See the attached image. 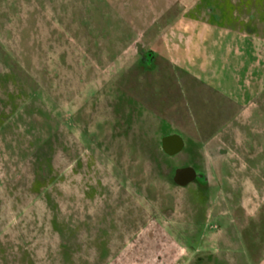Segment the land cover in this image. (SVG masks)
Instances as JSON below:
<instances>
[{
  "label": "rangeland",
  "instance_id": "rangeland-1",
  "mask_svg": "<svg viewBox=\"0 0 264 264\" xmlns=\"http://www.w3.org/2000/svg\"><path fill=\"white\" fill-rule=\"evenodd\" d=\"M248 11L247 0H0V264H252L237 239L194 236L211 198L173 182L177 168H202L236 116L217 114L211 91L194 97L185 77L137 67L135 53L159 45L166 60L185 42L200 60L216 20L226 49L243 52ZM252 44L261 80L264 44ZM258 121L261 131L241 129L240 168L232 150L225 158L233 202L264 191ZM172 134L185 146L169 157L160 141Z\"/></svg>",
  "mask_w": 264,
  "mask_h": 264
},
{
  "label": "crops",
  "instance_id": "crops-1",
  "mask_svg": "<svg viewBox=\"0 0 264 264\" xmlns=\"http://www.w3.org/2000/svg\"><path fill=\"white\" fill-rule=\"evenodd\" d=\"M247 3L248 13H253L250 14L247 20L246 29L242 31L243 35L251 42V44H248V48L241 52L239 45L231 42V49H226L227 45L225 47L223 42L220 41L223 38H219V32H217L224 28L219 26V28H213V31L201 40L198 54L200 61H203L201 70L203 71L202 74L206 76L204 80L209 87L208 91L219 94V100L222 104H219V114H233L237 117L223 129V132L236 131L238 133L236 144L233 147L231 145L232 157L233 155L237 157V148L243 146L244 141L239 138L241 137V129L246 127L251 133L253 130L254 132L261 131V124L259 125L258 120H264V106L261 105L264 104V85L256 87L258 81L264 83V79L259 80L261 76H257L254 73L255 71L254 74L249 71L253 57H255L253 52L257 50L252 41L254 42V39H257L264 44V0H247ZM233 18H237L236 21L239 22L238 17ZM195 39V36H193L190 45L195 43ZM259 46L263 47L264 45ZM239 54H242L241 57H238ZM235 60L236 62H234ZM234 69H238L236 71L237 77L233 75V71L231 72ZM225 73H230V81L220 77ZM255 115L257 118L253 117ZM234 124L236 125L234 126ZM221 146H224V144L222 143ZM257 147L258 150H262L259 144H257ZM250 155H253V153ZM237 159L238 157L235 159V169L240 168L236 165ZM226 166L225 158H223L219 176L221 181L229 178ZM232 178L234 179V177ZM260 188L254 185L249 188L248 192L243 188L238 202H233L232 191L231 194L230 191H224V194L227 193V197L219 199V220L227 221L225 224L227 228L219 227L220 240L223 242L233 239L241 241L246 246L248 258H250L252 264H264V191L262 192ZM246 194L248 195L247 198H245ZM243 212H245L244 215Z\"/></svg>",
  "mask_w": 264,
  "mask_h": 264
},
{
  "label": "flooded vegetation",
  "instance_id": "flooded-vegetation-1",
  "mask_svg": "<svg viewBox=\"0 0 264 264\" xmlns=\"http://www.w3.org/2000/svg\"><path fill=\"white\" fill-rule=\"evenodd\" d=\"M216 21H214V22L212 21V22H210V24H212V25L214 24L215 28H219V25L215 23ZM135 44H136L135 53L137 56V60H136V66L137 67H140L143 70H151L152 69L155 72H157V70H159V68H161L163 71L167 72L170 76L175 75L177 78H180L181 80H182V78L184 80V77L187 78L192 84L190 93H192L193 96L196 98H201L198 95L199 91L205 90L208 92L209 87L207 86V84L204 80L206 76L196 74L197 72L198 73L200 72L201 74L203 73V71L201 70L200 60H198V59L194 60V59L188 57L189 52L187 53V50H186L187 44L185 42L181 45L180 44L179 45L173 44V46L175 47L174 48L175 50L171 48V44L169 43L167 45V50H168V53L170 56L173 55V58H170V56H169V58L166 60L163 57L164 56L163 48H160L159 45L158 46L155 45L153 47H148L147 45L143 44L142 42H138ZM169 47H170V49H169ZM176 49H177V51H176ZM172 50H174L173 53L171 52ZM199 52H200V49L198 50V54H199ZM168 53H167V56H168ZM181 55H183V56H181ZM191 57H192V54H191ZM181 59L183 60V63H184L183 66H182ZM177 75H179V76H177ZM180 79H179V81H178L179 83L177 85H178V88L182 91L185 87H182L180 85V83H181ZM158 85L159 86L157 89L161 88L162 85H160V84H158ZM157 89H156V91H157ZM210 93H212V92H210ZM212 94H213V97H208V98H216V100L218 101L217 107H216V111H217L216 113L218 114L219 113V94L214 93V92ZM214 96H216V97H214ZM163 97H165V96H163ZM164 101H166L164 98L161 99V102H164ZM235 125L236 124H234V126ZM231 132H232L231 135H229L230 138H228V136L225 138L226 134H222V136L224 135L223 137L227 140L226 141L223 138L224 140L221 141V144H222V142L225 141L223 143L224 146H221V145L217 146L216 149H214V151L211 150L205 154L203 164L201 166L202 168H197L195 166L194 167H189V166L183 167V168H192L195 171L196 176H195L194 180L191 181L190 183H188L185 187H180V186H178V187L179 188H186L188 185L197 184L199 186V189L206 190L208 195L211 198V201H209V203H208V205L210 206V211L209 212H208V210L206 211L205 215L203 216L204 222L202 224L201 223L199 224L200 227L198 228V230H196L197 232L194 234V236L199 241H202L203 239H205V237H207V234H206L207 230L209 231V233L213 232V231H216V232L219 231V226L213 225L211 223V221L213 220V218H217V220H218V218H219V199H221V195H223L224 191H227V188H224L222 186V181H221V178L219 176L221 174V171H220L221 170L220 169L221 168V160L223 158H226L227 155L231 154L230 151L232 150V148H230V146L232 145V147H233L236 144V140L238 139V133L236 131H231ZM217 141H219V137L217 138ZM226 142L227 143L231 142V145L226 146L225 145ZM183 143H184V141H183ZM184 146H185V143H184ZM184 146H183V149H184ZM176 155H174V156H176ZM174 156H169V157H174ZM231 157H232V154H231ZM236 158L237 157H235V155H233L232 160L235 161ZM231 166L235 170L233 163L231 164ZM177 169H182V168H177ZM177 169H175V170H177ZM175 170H174V172H175ZM229 188L232 190L234 189L231 186ZM230 189H229V191H231ZM244 214H245V212H243V215ZM209 216L211 218L210 220L208 218ZM203 229H205L204 232H203Z\"/></svg>",
  "mask_w": 264,
  "mask_h": 264
},
{
  "label": "water",
  "instance_id": "water-1",
  "mask_svg": "<svg viewBox=\"0 0 264 264\" xmlns=\"http://www.w3.org/2000/svg\"><path fill=\"white\" fill-rule=\"evenodd\" d=\"M160 145L166 155L174 156L183 149L184 143L180 136L172 134L162 137ZM195 176L192 168L177 169L174 172L173 182L180 187H185L194 180Z\"/></svg>",
  "mask_w": 264,
  "mask_h": 264
},
{
  "label": "trees",
  "instance_id": "trees-1",
  "mask_svg": "<svg viewBox=\"0 0 264 264\" xmlns=\"http://www.w3.org/2000/svg\"><path fill=\"white\" fill-rule=\"evenodd\" d=\"M244 6V5H243ZM233 8H235L236 9V7L234 6ZM228 9V8H227ZM229 9H230V6H229ZM233 10H229V13H230V15L231 14H233V12H232ZM228 17H231V16H228ZM233 21V20H232Z\"/></svg>",
  "mask_w": 264,
  "mask_h": 264
}]
</instances>
